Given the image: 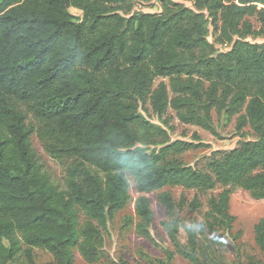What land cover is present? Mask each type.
I'll return each instance as SVG.
<instances>
[{
  "label": "trees",
  "instance_id": "trees-1",
  "mask_svg": "<svg viewBox=\"0 0 264 264\" xmlns=\"http://www.w3.org/2000/svg\"><path fill=\"white\" fill-rule=\"evenodd\" d=\"M186 1L192 7L161 0L160 13H132L131 0H0V264L17 255L38 264L36 248L53 264H74L75 252L89 264H131L102 261L108 222L132 199L130 179L137 220L127 226L156 244L146 193L161 190L165 209L169 244H156L160 257L142 253L143 264H264V216L253 227L259 257L243 252L229 212L233 189L264 200V42L253 41L264 38V0ZM146 104L162 124L142 113ZM168 111L214 135L212 112L236 116L242 140L209 156L205 170L188 165L180 155L195 145L171 139ZM32 134L65 164L63 186ZM218 185L202 213L201 196ZM167 186L196 194L176 202ZM184 208L202 219L185 224Z\"/></svg>",
  "mask_w": 264,
  "mask_h": 264
},
{
  "label": "rangeland",
  "instance_id": "rangeland-1",
  "mask_svg": "<svg viewBox=\"0 0 264 264\" xmlns=\"http://www.w3.org/2000/svg\"><path fill=\"white\" fill-rule=\"evenodd\" d=\"M133 3L132 13L144 12V13H160L161 12V0H152L148 3H141L137 0H131ZM173 2L182 4L184 6L192 7V1L186 0H172ZM70 13L74 15L75 19L81 17V11L77 8L71 7L69 9ZM209 35V40L213 41V36ZM257 43L264 42V38H257L253 40ZM229 47H217L218 50L226 51ZM161 80V78L156 79L154 86ZM167 82V80H166ZM142 113L152 122L157 124H162L157 116L152 111L149 104L141 107ZM167 120L169 122V127L167 128L172 140H183L193 143L191 149L183 152L180 157L188 165L195 166L197 168L206 169V161L209 156L223 151H229L235 148L242 137L235 129L236 116L228 118L225 114L217 115L212 112L213 122L216 128V135L210 133L207 130L202 129L195 125L182 124L172 111H168ZM31 119L28 117V122ZM246 135L245 139H254V135L248 126L242 129ZM31 145L35 150L36 154L40 157V161L44 165V170H46L51 177V179L58 185L63 186V177L65 174V164L58 159L51 158L47 153L44 152L40 141L35 134L31 136ZM224 188L218 185L213 191L207 192L201 196L202 201V213L207 210V198L213 193L217 194L221 192ZM162 190H168L173 195L176 202L179 201L181 195L183 194L188 201H190L196 191L185 190L181 187H165ZM161 191V190H160ZM160 191H153L146 193V196L150 200L151 208L154 213V222L152 225L151 233L154 240L163 246L169 244L168 237L165 231L162 229L160 222L165 219V209L159 203L157 199V194ZM129 192L132 196L131 201L120 211H118L115 216L108 222V230L104 233V253L105 258L102 261L115 260L119 257L127 259L131 264H143L145 253L152 257H160L161 249L156 244L148 239L143 238L138 235L135 230L126 225V220L128 217L132 218V222L135 223L137 216L135 214L134 202L138 196L137 191L134 187V182L130 179ZM229 212L235 217L233 223L232 234L239 235L237 242L241 245L242 250L247 255L259 256V250L254 242V230L253 227L257 221L264 216V200H254L250 197L248 192L243 189L236 188L233 189L230 194L229 201ZM202 213L191 212L184 208L179 210V215L185 221V224L189 225L194 220H201ZM180 240L185 241V232L180 231ZM228 243L229 251L227 252V258L229 260L234 259L235 254L232 248V241L227 236H224ZM35 259L38 264H53L54 259L51 253L36 248L34 249ZM75 262L74 264H89L87 263L78 252L74 254ZM236 258V257H235ZM7 264H25V259L22 256H15L13 261ZM175 264H190L183 258L177 256L175 258Z\"/></svg>",
  "mask_w": 264,
  "mask_h": 264
}]
</instances>
